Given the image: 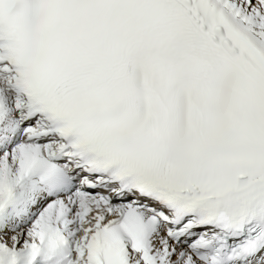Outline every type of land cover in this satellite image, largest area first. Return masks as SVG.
I'll list each match as a JSON object with an SVG mask.
<instances>
[{"label": "snow or ice", "instance_id": "snow-or-ice-1", "mask_svg": "<svg viewBox=\"0 0 264 264\" xmlns=\"http://www.w3.org/2000/svg\"><path fill=\"white\" fill-rule=\"evenodd\" d=\"M0 264H264V0H0Z\"/></svg>", "mask_w": 264, "mask_h": 264}]
</instances>
